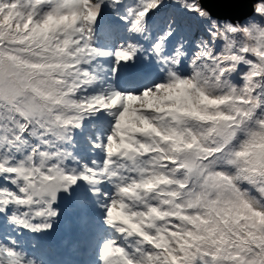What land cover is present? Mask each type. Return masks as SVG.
I'll use <instances>...</instances> for the list:
<instances>
[{
	"label": "snow or ice",
	"instance_id": "obj_1",
	"mask_svg": "<svg viewBox=\"0 0 264 264\" xmlns=\"http://www.w3.org/2000/svg\"><path fill=\"white\" fill-rule=\"evenodd\" d=\"M0 264H264V0H0Z\"/></svg>",
	"mask_w": 264,
	"mask_h": 264
}]
</instances>
